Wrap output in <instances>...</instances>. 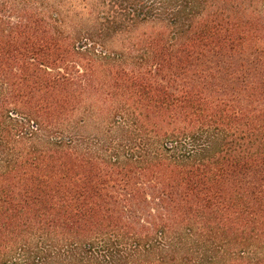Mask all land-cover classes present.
<instances>
[{"label":"trees","instance_id":"obj_1","mask_svg":"<svg viewBox=\"0 0 264 264\" xmlns=\"http://www.w3.org/2000/svg\"><path fill=\"white\" fill-rule=\"evenodd\" d=\"M253 1L0 0V264H264Z\"/></svg>","mask_w":264,"mask_h":264},{"label":"rangeland","instance_id":"obj_2","mask_svg":"<svg viewBox=\"0 0 264 264\" xmlns=\"http://www.w3.org/2000/svg\"><path fill=\"white\" fill-rule=\"evenodd\" d=\"M252 10L257 15L264 14V3L261 0H254L252 2ZM72 89H74V94H79V97H82V101L79 102L78 106L75 109L73 121H71L70 125L72 128L79 130L80 134L83 135L85 140L92 138L95 134H97V121L95 118H91L89 116V110L91 109L90 100L85 94V91L82 92L81 96V81L79 84L73 85ZM81 115H82V125H81ZM103 136V134H102ZM97 137V136H96ZM109 135L106 134V138Z\"/></svg>","mask_w":264,"mask_h":264}]
</instances>
